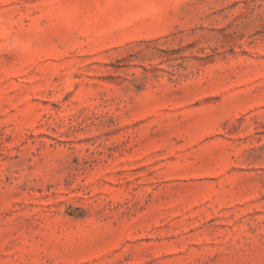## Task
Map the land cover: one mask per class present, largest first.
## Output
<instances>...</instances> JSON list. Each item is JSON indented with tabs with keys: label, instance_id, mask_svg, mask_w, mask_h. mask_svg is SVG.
<instances>
[{
	"label": "rangeland",
	"instance_id": "1",
	"mask_svg": "<svg viewBox=\"0 0 264 264\" xmlns=\"http://www.w3.org/2000/svg\"><path fill=\"white\" fill-rule=\"evenodd\" d=\"M0 264H264V0H0Z\"/></svg>",
	"mask_w": 264,
	"mask_h": 264
}]
</instances>
